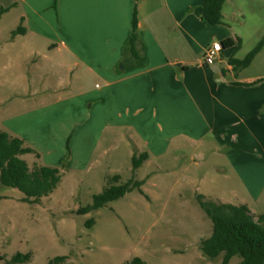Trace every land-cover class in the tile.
I'll list each match as a JSON object with an SVG mask.
<instances>
[{"label":"crops","instance_id":"crops-1","mask_svg":"<svg viewBox=\"0 0 264 264\" xmlns=\"http://www.w3.org/2000/svg\"><path fill=\"white\" fill-rule=\"evenodd\" d=\"M227 1L223 23L213 24L202 19L204 0H137L141 61L126 52L134 0H0V12L6 9L0 25L12 13L25 29L13 39H31L34 66L41 61L39 69L51 65L58 71L56 88L47 85L46 72L37 74L42 98L56 93L87 121L94 108L104 116L95 128L99 135L89 142L91 162L108 154V142L120 132H129L137 155H148L136 169L151 163L167 170V155L172 152L175 164L189 150L193 161L184 171L187 178L198 177L205 153L220 156L227 165L213 163V173L228 180L230 165V194L253 212L245 195H264V71L249 69L264 59V47L250 66L234 67L232 58H245L239 54L244 37L227 19ZM227 38L232 43L213 64L205 63L206 49ZM150 176L138 179L144 192ZM215 202L233 203L222 197Z\"/></svg>","mask_w":264,"mask_h":264},{"label":"rangeland","instance_id":"rangeland-1","mask_svg":"<svg viewBox=\"0 0 264 264\" xmlns=\"http://www.w3.org/2000/svg\"><path fill=\"white\" fill-rule=\"evenodd\" d=\"M225 8L229 22L243 34L239 54L246 57L264 36V0H230ZM17 22L11 13L0 25V131L13 132L34 150L22 155L31 170L56 167L61 181L37 203L25 201L24 192L0 181V264H49L57 256L68 258L56 264H220L223 254L209 258L201 249V240L213 232V221L198 196L238 204L237 196L230 194L234 182L230 165L228 180L216 176L213 163H227L205 153L201 171L195 174L209 178L200 180L193 174L187 178L184 169L193 160L186 150L175 164L172 152L166 156L167 170L158 171L148 163L134 171L130 151L137 155V149L129 132H120L116 142H108V154L91 162L89 142L99 135L95 128L104 116L95 114L94 108L87 121L56 93L41 97L44 83L37 74L46 72L47 85L56 88L59 73L51 65L39 69L44 66L41 61L34 66L37 57L27 47L31 39H13ZM263 64L264 59L258 60L249 71L261 73ZM30 91L36 94L29 95ZM117 174L121 182L151 176L145 192L136 188L100 209L79 214ZM245 197L253 213L264 214V195ZM19 252L31 253V259L12 262ZM136 258L141 262H133ZM241 259L234 256L229 264Z\"/></svg>","mask_w":264,"mask_h":264},{"label":"trees","instance_id":"trees-1","mask_svg":"<svg viewBox=\"0 0 264 264\" xmlns=\"http://www.w3.org/2000/svg\"><path fill=\"white\" fill-rule=\"evenodd\" d=\"M226 1L204 0L201 5L202 19L213 24L223 23V7ZM134 2L133 27L126 52H129L134 59L141 61L142 56L137 48L139 40L137 0ZM5 11L6 9L3 8L0 16ZM23 32L25 29L21 25L13 31L14 34ZM232 41L233 39L227 38L222 44L226 46ZM263 47L264 36L245 58H232L231 63L237 70L246 68L251 65ZM238 48L239 45L236 49ZM244 84H252V82ZM31 152L34 150L25 146L23 139L0 131V181L24 192L25 201L37 203L55 190L61 181V173L60 169L51 166H37L31 170L27 161L22 158V155ZM147 158L146 153L139 156L134 154L133 168L140 167ZM143 183L144 180L134 178L121 182L120 176L115 175L100 193L94 195L93 203L80 208L78 213L87 214L100 209L136 188L142 192ZM198 199L202 208L213 221L212 234L201 240V249L205 255L209 258H217L223 254L220 264H229L234 256L242 258L238 264H264V214H254L246 204L236 205L210 201L204 195H199ZM67 258V256H57L49 264L65 263ZM30 259L31 253L19 252L12 257L11 261L26 262ZM133 262H141V259L136 258Z\"/></svg>","mask_w":264,"mask_h":264},{"label":"built area","instance_id":"built-area-1","mask_svg":"<svg viewBox=\"0 0 264 264\" xmlns=\"http://www.w3.org/2000/svg\"><path fill=\"white\" fill-rule=\"evenodd\" d=\"M223 49L222 42H214L210 47L206 49L205 52V63L213 64L220 55Z\"/></svg>","mask_w":264,"mask_h":264}]
</instances>
